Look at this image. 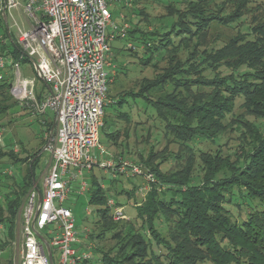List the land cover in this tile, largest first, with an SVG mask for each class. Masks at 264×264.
<instances>
[{
  "label": "trees",
  "instance_id": "obj_1",
  "mask_svg": "<svg viewBox=\"0 0 264 264\" xmlns=\"http://www.w3.org/2000/svg\"><path fill=\"white\" fill-rule=\"evenodd\" d=\"M155 1L163 4L166 14L150 20L144 10H137V21L127 37L136 51L126 46L119 51L133 53L142 68L156 67L153 62L160 57L166 67L154 79L142 78L139 92L108 104L100 136L113 145L118 144L121 129L128 137L129 128H112L130 123V114L124 111L129 99L141 100L162 123L165 139L178 144L180 150L171 156L167 149L159 154L150 151L147 159L140 158L157 183L151 184L145 200L135 207L137 224L116 222L108 207L117 179L106 187L94 174L95 169L91 172L89 203L97 209L94 229L84 244L95 242L96 248L94 256L81 264H264V23L258 19L256 26L236 32L225 45L201 50L200 41L210 28L207 23L231 30L243 16H222L224 3L220 9H208L216 5L214 0H190L184 9L179 0ZM231 1L240 10L246 0ZM141 2L131 0L134 6ZM0 56L14 62L21 59L20 48L2 14ZM21 61L27 63L28 59ZM117 66L126 69L123 64ZM10 67L8 63L4 72ZM12 80V75L3 76L0 70V116L20 106L11 94ZM157 88L166 95L155 98ZM239 100L246 118L232 122L238 124L240 132V147L233 158L220 148L215 152L201 149L199 145H214L227 133ZM247 117H253L254 122ZM53 124L49 121L44 126L46 133ZM5 149L0 146V182L9 181L7 185L0 183L1 254L16 239L30 193L35 188L41 192L35 171L43 157L39 155L42 149L27 158L18 157L13 148L9 152ZM170 157L176 163L174 169L161 171L160 164ZM156 159L161 160L159 164H154ZM197 171L199 176H195ZM133 192L136 194L137 189ZM237 198L250 209L236 217L227 206L234 205ZM163 227L168 238L162 233ZM109 242L115 244L108 247ZM5 264L13 262L9 259Z\"/></svg>",
  "mask_w": 264,
  "mask_h": 264
},
{
  "label": "built area",
  "instance_id": "obj_2",
  "mask_svg": "<svg viewBox=\"0 0 264 264\" xmlns=\"http://www.w3.org/2000/svg\"><path fill=\"white\" fill-rule=\"evenodd\" d=\"M122 1L131 3V0H0V14H6L7 19L11 10L20 8L23 2V10L31 21L30 29L20 30L17 35L20 61L0 56V70L12 64L14 99L33 117L42 119L51 113L55 124L54 131L48 133L52 163L43 180V190H32L26 203L20 264H81L90 259L92 252L90 248L81 249L84 242L77 233L76 219L65 205L73 193L79 195L88 190L86 182L73 187L74 182L99 167L110 170L115 177L118 172L142 173L129 162L116 164L104 160L106 150L100 143L108 106L111 42L122 40L127 48H135L127 41L130 26L123 15L121 24L113 21L112 8ZM111 26L113 32L108 33ZM24 58L34 71L33 78L21 73ZM39 81L47 89H39ZM6 172L12 174L10 170ZM145 180L152 184L155 177L147 172ZM150 188L145 190L148 192ZM108 207L114 220L128 217L124 207L117 206L113 199L108 201ZM35 230L48 242L51 256Z\"/></svg>",
  "mask_w": 264,
  "mask_h": 264
},
{
  "label": "rangeland",
  "instance_id": "obj_3",
  "mask_svg": "<svg viewBox=\"0 0 264 264\" xmlns=\"http://www.w3.org/2000/svg\"><path fill=\"white\" fill-rule=\"evenodd\" d=\"M179 1L181 2V8L184 9L187 7L188 1L190 0ZM214 1L217 2L216 5L212 4L208 7V9H216V7L220 9L222 7V4L224 3L223 7H225V10H223L222 16H226V18H228L231 15L240 14L243 16V18L238 21V24L232 25L230 28L231 30L222 29L214 22L210 23V25H208L209 23H207L206 26H209L210 28L209 30H207V33L203 34V37L200 41V43L202 44L201 50L205 48L209 50L210 48H216L225 45L227 42H230V39L236 36V32L240 30H242V32H245L248 26H256L258 24V19L262 22V24L264 23V0H246L247 2H244V8L242 7L240 10H237L236 2L234 1ZM21 4L22 6L20 8L11 10V13H9L8 15L7 25L9 28V32L15 37L16 40L20 30H28L31 27L23 10L24 3L22 2ZM134 5L135 4L133 3L127 5L125 1L115 3L112 8L114 17L113 21L117 24H121L120 17L122 14L131 29V27L134 26V22H136L138 18L137 10H144L145 15L149 16L150 20L155 18L156 16L158 17L166 14L163 4L155 0H142L140 4L136 6ZM246 8H248L249 12L246 11ZM215 12L217 13L219 11L216 10ZM255 19L256 21H254ZM153 24L154 22L152 21L151 25ZM143 25H145V23H143ZM152 29L153 28H151V30ZM112 32L113 26L109 27L108 29V33ZM194 42H196V38ZM130 43L133 44V42ZM111 46V69H107V71L110 73L109 91L107 96L108 104L112 101L120 102L122 97L130 94L131 92H139V82L142 78L154 79L155 74H161V70L166 67L165 59H162V57L157 58L153 62V64H156V67H153V65L144 66L143 68L140 67L137 64L138 61L137 59H135L133 53L125 50L119 51L124 46H126L125 41H112ZM132 50L136 51L135 48ZM120 64H123L126 69L120 70L117 66ZM20 69L24 77L33 78L35 75L30 63H23ZM118 71H123L124 73H120ZM2 75L6 77H9V75H14V69L10 67L8 71H2ZM38 87L41 90L47 89V87L41 81H39ZM154 91L155 92L153 94L155 95V98H157V96L161 97L166 95V92H162L161 88H157ZM181 92L183 93V91ZM129 100L130 104L129 106H126L124 108V111H126L127 113L129 112L131 120L130 123H118L112 128V131H117L121 129V127H124L125 130L129 128L128 137L125 136L124 129L123 131L121 129V134L118 138V144L113 145L107 143L105 138L101 134V145L106 150L104 160H111L116 164L129 162L133 166L138 167L140 169V173H142L141 175H132L130 171L126 172L127 174L125 175L124 173L119 174L118 172V176L115 177L114 175H112V172L110 170L99 167L94 170V174L98 176V178L106 187H109L111 182L114 179H117L116 193L114 192L111 199L122 204V207H124L128 217L116 222L126 221L137 224L135 207L137 206V204H141V202L145 200L147 194V190H145V188L151 186V183H148L145 180V174L147 173V171L143 168L140 158L143 157L144 159H147L150 155V151H153L155 154H159L165 149H167L170 156L171 153L173 155H176L179 153L180 148L178 144L170 143L169 140L165 139L164 127L158 120L155 112L153 111V109H151V107L146 106L141 100ZM241 102V100L237 102V109L234 113L235 117H233V119L229 118L228 121V123L233 126L234 129H231L230 126V128L227 130V133L222 136V138L214 145H210L207 143L204 145H199L201 149H203L204 151L215 152L220 148L225 155H229L233 158L232 154H235L236 150H238L240 147V132L237 131L238 124H234L232 122L233 120L246 118L244 117V110L240 109ZM13 103L15 104L14 101ZM45 118L50 120V122L53 121V115L51 113L48 114ZM247 119L251 122H254L253 117H247ZM45 129L46 127H44L36 117H33L27 110L23 109L19 105H16V107L11 109L7 114L0 116V146H5L7 148L5 149V151L8 150L9 152L13 148L14 153L17 154L18 157L27 158L42 149L39 155H43V157L41 163L39 164V167L35 171L37 176L36 184L41 190H43V180L51 166L52 157V153L49 152L50 150L47 147L49 135L45 132ZM45 142L47 143L45 144ZM116 160H118L119 163H117ZM160 161V159H156L153 162L154 164H159ZM175 164L173 159L171 158L168 162L160 164V170L167 172L169 169H174ZM90 174L91 173H88L85 176L78 177L77 181L74 182L73 187H76L81 182H86L89 190L91 178ZM199 174L200 173L198 171L195 172V176H199ZM155 182L157 183L156 178ZM0 183H2L3 185H7L9 184V181ZM135 189H137L136 194L133 192ZM88 190L85 193L79 195L73 193L70 199L65 204L73 211L74 217L76 219L77 233L82 243L94 229L93 222L95 221V211L97 209L96 206L90 205L89 203ZM120 191V194L117 193ZM130 191L131 195H128L127 192ZM233 204L234 205L227 206V209L229 208V210L233 211L236 217L240 214L244 215V213L250 209L239 198H237L235 200V203ZM236 204L242 205L241 208H236L237 206H239ZM25 209L26 206L24 207L21 213V217L18 221L16 239L11 241V245L5 253H0V264H5L9 259L12 260L13 264H20L21 262ZM161 230L162 233L166 234L165 237L168 238V236H170L166 233V227H163ZM149 234L150 233L148 232V237L150 236ZM2 237L3 236H0L1 240ZM114 244L115 242H109L106 245L108 247H112ZM89 248V251L92 252V256H94L93 253L96 248L95 242L92 244L89 243L88 245H83L84 250ZM157 249L158 248L155 247V250Z\"/></svg>",
  "mask_w": 264,
  "mask_h": 264
},
{
  "label": "water",
  "instance_id": "obj_4",
  "mask_svg": "<svg viewBox=\"0 0 264 264\" xmlns=\"http://www.w3.org/2000/svg\"><path fill=\"white\" fill-rule=\"evenodd\" d=\"M4 18H5L6 22H8L6 14L4 15ZM54 127H55V124L53 125L52 131H54ZM41 202H42V197H41V195H39L38 206H40ZM38 213H39V211L37 209V211L35 213L34 220H33V226L35 225V221H36V218L38 216ZM35 231H36V234L39 237V239L44 243L48 255L51 256L50 246H49L48 242L42 237V235L37 230H35Z\"/></svg>",
  "mask_w": 264,
  "mask_h": 264
},
{
  "label": "crops",
  "instance_id": "obj_5",
  "mask_svg": "<svg viewBox=\"0 0 264 264\" xmlns=\"http://www.w3.org/2000/svg\"><path fill=\"white\" fill-rule=\"evenodd\" d=\"M24 13H25V12H24ZM26 16H27V15H26ZM27 19H28L29 24L31 25V21H30V19H29L28 16H27ZM7 21H8V19H7ZM7 24H8V22H7ZM7 26H8V25H7ZM8 30H9V28H8ZM37 120H38L43 126H45V125L43 124L44 121H47V122L50 121V120L46 119L45 117L42 118V119L37 118ZM51 163H52V157H51Z\"/></svg>",
  "mask_w": 264,
  "mask_h": 264
}]
</instances>
